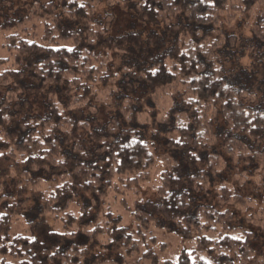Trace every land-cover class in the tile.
I'll use <instances>...</instances> for the list:
<instances>
[{
    "label": "trees",
    "instance_id": "trees-1",
    "mask_svg": "<svg viewBox=\"0 0 264 264\" xmlns=\"http://www.w3.org/2000/svg\"><path fill=\"white\" fill-rule=\"evenodd\" d=\"M102 3L158 26L162 42L151 33L112 38L113 17L98 16ZM233 24L264 46V0L34 1L0 27L16 31L0 56V264H128L155 240L144 234L151 225L185 239L205 230L213 237L200 243L215 264H255L264 112L244 105L246 92L223 67ZM115 52L118 75L107 71ZM34 93L39 112L31 111ZM92 99L117 114L93 126L83 117ZM156 163L155 197L143 200ZM247 184L262 191L259 204L242 196ZM17 221L24 234L12 233ZM177 264L211 263L182 255Z\"/></svg>",
    "mask_w": 264,
    "mask_h": 264
},
{
    "label": "rangeland",
    "instance_id": "rangeland-1",
    "mask_svg": "<svg viewBox=\"0 0 264 264\" xmlns=\"http://www.w3.org/2000/svg\"><path fill=\"white\" fill-rule=\"evenodd\" d=\"M34 1H40L41 3L46 0H18L15 2H9L6 0H0V27L7 25L15 19L24 17L29 10L31 4ZM109 14L113 17L111 37L116 38L128 33H140L143 38H147L148 34L155 35L157 40L162 42V34L160 33L158 26H151L142 22L138 16L127 9L124 5L112 4L107 5L102 3L98 7V16L101 18ZM34 22V21H32ZM31 23L27 22L26 27L30 28ZM16 32L14 30H5L0 32V56L6 57L5 46L10 42L6 36ZM18 32V31H17ZM229 34L234 38L233 46L227 47L222 51L223 67L228 72L231 79H235L233 83L237 88L246 92L248 96L244 101L245 106H254L264 112V46L258 45L257 42L252 40L250 31L243 27V24H233L229 29ZM149 35V36H151ZM165 40L167 41L168 39ZM121 52L111 53L109 67L107 69L109 74L118 75L120 67L122 66L123 58ZM4 95V90L0 88V99ZM36 93L31 94L28 97L30 103L33 105L30 110L32 112H39L40 107L38 104H33V98ZM103 93H100L97 97L100 98ZM96 97V98H97ZM167 102H160V106H167ZM35 105V106H34ZM90 109H87L83 113L84 118L89 120L93 119V126L100 127L117 114V109L114 106L105 105L102 102H97V99L90 101ZM156 115L159 114L158 110ZM167 129H162L161 134ZM158 154V151L156 152ZM160 164H155L151 169L150 182L148 181L143 185L141 195L143 200L154 199L155 194L152 186L155 185L158 178V169ZM14 181L9 180L5 187V192L12 194ZM144 189V190H143ZM243 197L252 200L254 203L259 204L262 200V191L255 190L254 185L247 184L240 190ZM114 211H117L123 226L128 232L134 235L133 222L128 216H126L117 205H114ZM28 220L32 217L28 216ZM34 218V217H33ZM256 230H260L256 229ZM13 234H24L25 227L20 225L17 221L12 226ZM151 234L155 240L149 244L148 247H140L139 252L133 253L128 257V264H135L138 260V264H177L179 258L182 255L188 256L190 259L198 258L205 260L208 263L215 264V260L212 257L213 253L208 252V245L200 243L203 238H212L213 234L205 230L201 232H193L192 235L185 239L172 230L163 229L157 225H151L145 235ZM142 239V238H141ZM256 249L257 254H252L249 257L255 259V264H259L261 257H264V236L261 242H257L253 247ZM149 250L154 258H143L144 251ZM258 256V257H257Z\"/></svg>",
    "mask_w": 264,
    "mask_h": 264
}]
</instances>
